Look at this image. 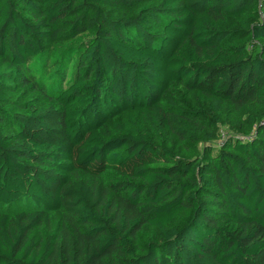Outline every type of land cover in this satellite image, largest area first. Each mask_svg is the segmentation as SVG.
Listing matches in <instances>:
<instances>
[{
  "label": "trees",
  "instance_id": "trees-1",
  "mask_svg": "<svg viewBox=\"0 0 264 264\" xmlns=\"http://www.w3.org/2000/svg\"><path fill=\"white\" fill-rule=\"evenodd\" d=\"M0 264H264V0H0Z\"/></svg>",
  "mask_w": 264,
  "mask_h": 264
},
{
  "label": "rangeland",
  "instance_id": "rangeland-1",
  "mask_svg": "<svg viewBox=\"0 0 264 264\" xmlns=\"http://www.w3.org/2000/svg\"><path fill=\"white\" fill-rule=\"evenodd\" d=\"M232 129L231 128H223L222 129V132L228 134V133H231Z\"/></svg>",
  "mask_w": 264,
  "mask_h": 264
}]
</instances>
